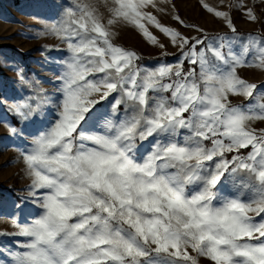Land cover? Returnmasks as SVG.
I'll return each instance as SVG.
<instances>
[{"label": "snow or ice", "instance_id": "obj_1", "mask_svg": "<svg viewBox=\"0 0 264 264\" xmlns=\"http://www.w3.org/2000/svg\"><path fill=\"white\" fill-rule=\"evenodd\" d=\"M149 7L155 0H112L105 22L91 0H70L48 26L65 45L48 118L39 93L0 99L33 128L24 137L9 125L36 211L0 232L25 238L8 264H264V129L251 127L264 122V85L238 75L264 70V36L241 38L230 12L205 3L232 35L189 38ZM232 7L257 20L243 0ZM118 22L163 48L154 26L187 51L140 67L136 51L113 42Z\"/></svg>", "mask_w": 264, "mask_h": 264}, {"label": "rangeland", "instance_id": "obj_2", "mask_svg": "<svg viewBox=\"0 0 264 264\" xmlns=\"http://www.w3.org/2000/svg\"><path fill=\"white\" fill-rule=\"evenodd\" d=\"M155 2L156 8L149 7L145 10L156 15L162 25L174 28L189 38L232 35L223 20L202 7L205 3L216 10L230 12L241 38L247 37L249 33L264 36V0H243L246 9L250 8L256 15V21H251L244 10L233 9L232 6L240 0ZM69 3L70 0H0V99L11 104L18 98L39 93L49 101L43 105V111L40 113L42 120L48 118L49 109L54 107L59 95L56 91L58 61L65 55L64 43L50 33L48 26L60 18ZM91 3L106 22L110 16L108 9L112 0H91ZM177 15L189 27L181 25L175 19ZM197 28L203 29V32L197 31ZM149 30L164 45L163 48L147 40L137 28L123 22L112 26L115 33L113 42L136 51L141 57L137 62L140 67L153 68L160 64H176L181 52L187 51V48L174 46L170 38L154 26L149 25ZM240 43V39H234L232 47L236 48ZM197 47L202 48L203 45ZM188 67L193 66L185 61V68ZM21 74L27 83L21 82ZM238 75L250 83L264 85V70L260 68L240 67ZM230 99L233 104L248 102L245 97ZM9 125L22 130L24 137H28L33 128L31 125L17 123L6 107L0 105V232L14 233L16 228L12 222L13 217L24 221L29 212L36 211V206L28 202L29 193L25 190L30 181L25 175V166L17 148L22 140L10 135ZM251 127L259 132L264 129V122H251ZM143 144H147V141ZM247 151L242 150L244 154ZM24 239L15 235H0V264H8L12 259V252L17 250L18 242H23ZM189 251L192 255H197L191 249ZM197 258L199 264H211L206 257Z\"/></svg>", "mask_w": 264, "mask_h": 264}]
</instances>
